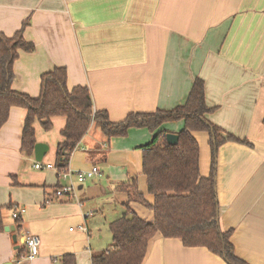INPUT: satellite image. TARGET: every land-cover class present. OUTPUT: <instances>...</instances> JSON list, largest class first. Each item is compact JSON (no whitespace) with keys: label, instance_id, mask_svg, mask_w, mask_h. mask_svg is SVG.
<instances>
[{"label":"crops","instance_id":"0c3cea01","mask_svg":"<svg viewBox=\"0 0 264 264\" xmlns=\"http://www.w3.org/2000/svg\"><path fill=\"white\" fill-rule=\"evenodd\" d=\"M28 19L23 38L34 51L19 52L12 89L31 98L40 95L42 74L65 68L67 88L87 87L93 109L119 123L132 113L183 105L194 80L204 82L205 103L213 109L207 119L249 144L226 143L218 150V223L223 232L231 231L238 259L264 264V0H0V33L12 37ZM26 114L12 107L0 129V207L9 211L3 212L4 225L14 226L12 212L24 209L20 233L41 239L31 264H61L69 254L76 264H91L93 255L111 248V236L106 248L95 241V217L109 226L125 211L128 193L120 185L134 180L144 199L153 200L140 148L153 134L133 128L124 138L107 140L90 129L67 169L97 167L100 174L84 185L75 183L80 195L73 199H55L53 189L67 185L56 167L62 139L52 144L36 134L34 124L36 143L47 144L49 151L41 163L33 154L25 156L20 149ZM51 121L61 126L60 135L65 119ZM162 128L176 134L183 123ZM194 136L200 175L206 177L208 136ZM129 207L153 221L152 211L140 203L130 201ZM80 226L86 232L69 228ZM14 248L12 234L0 232V264H13ZM143 264L227 263L205 248H186L180 240L157 236Z\"/></svg>","mask_w":264,"mask_h":264},{"label":"trees","instance_id":"16d2710c","mask_svg":"<svg viewBox=\"0 0 264 264\" xmlns=\"http://www.w3.org/2000/svg\"><path fill=\"white\" fill-rule=\"evenodd\" d=\"M28 26L29 19L22 23L12 37L0 33V129L12 107L27 111L20 149L25 156H32L36 144L34 124L41 123L47 130L52 126L51 120L57 117L65 119L60 131L62 141L56 147L58 173L67 170L72 152L90 129L98 130L107 140L124 138L133 128L145 129L153 134L150 142L140 147L142 172L146 177L147 192L153 200L149 203L144 199L134 180L120 185L119 190L128 193L125 211L108 226L111 248L93 255L91 264H143L150 243L157 236L180 240L186 248H205L227 264H247L234 254L231 231L223 232L220 229L216 173L217 154L223 144H249L224 132L207 119L213 109L205 103L204 82L198 78L194 80L183 105L169 111L132 113L119 123L110 122L106 112L93 109L87 87L67 88L65 68L57 67L42 74L40 95L31 98L12 89L13 64L19 52L34 51V45L23 38ZM174 122H182L183 128L176 133L178 143L170 145L165 137L169 132L162 127ZM196 132L208 136L210 171L206 177L200 175V150L194 136ZM57 188L53 189V193ZM130 201L138 202L152 211L153 221L140 218L129 207ZM5 209L0 207V232L5 227ZM14 227L18 235L21 231L20 219L14 221ZM23 253V250L18 251V254ZM60 262L76 264L71 254L62 256Z\"/></svg>","mask_w":264,"mask_h":264},{"label":"built area","instance_id":"2783aa9c","mask_svg":"<svg viewBox=\"0 0 264 264\" xmlns=\"http://www.w3.org/2000/svg\"><path fill=\"white\" fill-rule=\"evenodd\" d=\"M40 164H36L35 168L40 169ZM47 169L54 168L52 165H46ZM100 171L97 167H92L91 169L83 172H72L68 169L62 173H58L59 177L63 180L72 179L73 177L76 178L75 183L77 184H84V182L88 179H92L94 176H98ZM75 184L72 182L68 183L64 186H59L56 191L53 193V197L55 199H73L75 196ZM49 201V200H48ZM24 213V209L14 210L12 212V218L14 220L20 219L21 214ZM81 231H85L84 227L78 228ZM21 232V231H20ZM20 241V247L16 250V258L13 264H31L38 255V251L41 246V239L38 235L29 233V232H22L18 234L17 237ZM18 241V240H17ZM19 250H23V254H18Z\"/></svg>","mask_w":264,"mask_h":264},{"label":"rangeland","instance_id":"374dc122","mask_svg":"<svg viewBox=\"0 0 264 264\" xmlns=\"http://www.w3.org/2000/svg\"><path fill=\"white\" fill-rule=\"evenodd\" d=\"M37 127L36 129V134H38L39 136H43V138H47L48 140H50L52 142V144H55L57 141H59L61 138V136L59 135V127L56 124H54V126H51L49 129H45L41 124L36 123L35 125ZM45 163V162H44ZM98 177V176H94L92 179H88L84 182V184H86L87 182H92L94 181V179ZM76 178L73 177L71 180L68 179L67 181H64L62 183L64 184H68L70 182H72L73 184H75ZM82 184V185H84ZM75 195H80V191L77 189V185H75V191H74ZM9 212L8 210H4V213ZM95 219H98L99 222V227L97 228L99 230V232L96 233V235L94 236V238L96 237L95 241H98L99 245L101 246V248H106L107 244L110 240V233L108 230V225L105 222V220L100 219L99 217H95ZM85 227V226H84ZM72 230H77L78 227H69ZM19 244V243H18Z\"/></svg>","mask_w":264,"mask_h":264},{"label":"water","instance_id":"95a60500","mask_svg":"<svg viewBox=\"0 0 264 264\" xmlns=\"http://www.w3.org/2000/svg\"><path fill=\"white\" fill-rule=\"evenodd\" d=\"M165 137H166L167 143L170 145H176L178 143V135L176 134L168 133L166 134ZM48 151H49V146L47 144L36 143L33 149L34 160L38 163H41L43 160V157L48 153ZM4 231L12 234V241L14 244H16L17 236L15 234V227L14 226L4 227ZM14 249L18 250L19 246L16 245Z\"/></svg>","mask_w":264,"mask_h":264}]
</instances>
